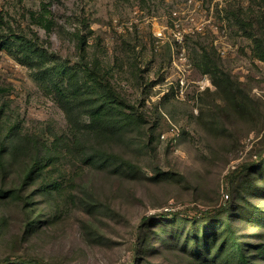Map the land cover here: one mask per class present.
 <instances>
[{
  "label": "rangeland",
  "instance_id": "1",
  "mask_svg": "<svg viewBox=\"0 0 264 264\" xmlns=\"http://www.w3.org/2000/svg\"><path fill=\"white\" fill-rule=\"evenodd\" d=\"M48 75L82 122L97 104L131 122L69 129ZM1 142L0 256L264 264V0H0ZM35 155L53 164L26 185Z\"/></svg>",
  "mask_w": 264,
  "mask_h": 264
},
{
  "label": "trees",
  "instance_id": "2",
  "mask_svg": "<svg viewBox=\"0 0 264 264\" xmlns=\"http://www.w3.org/2000/svg\"><path fill=\"white\" fill-rule=\"evenodd\" d=\"M43 26L48 28L47 24H43ZM28 43L26 44L28 49L32 48H36L37 44L34 40H31L28 38ZM84 42H85V38L83 34L77 33V48L79 49L80 52V57H79V65L81 66L83 72L85 74H88L89 77L92 76H97V73L94 71L93 67H91L88 62L84 59ZM59 74H63L64 71L66 70V68L61 67L60 69H57ZM57 75V74H56ZM93 78L94 80H96V78ZM49 78V83L53 86L54 89V94L56 97V101L58 103V105L60 106V108L63 110L66 121L68 123V128L71 130L74 129H81V127H85V126H91L94 127L95 129H97L98 131H108V130H113V129H117L118 127H120L122 124H127L129 122H131V118H130V114H126L125 116H112L109 115L110 113H108V111L105 109L103 104H97L93 107L90 108L89 112H88V118L87 121L88 122H82L81 120H79L74 112H73V100H74V96H72V91L74 88H71L68 84L64 85L63 83L59 82L58 80H56L54 78V76L48 75ZM123 102H125L122 99ZM102 105V106H101ZM108 109V108H107ZM80 122L84 123L81 124ZM58 138V137H57ZM63 138V137H59ZM64 139V138H63ZM57 140V139H56ZM5 142V141H4ZM73 142V140H72ZM9 156H13V154H15L19 148V139L16 141L12 140L9 142ZM67 146H69L68 144H66ZM74 145L77 147V149H79L80 153L84 154V149L81 147L80 142L76 141L74 143ZM0 146L4 147V143H0ZM74 146V147H75ZM12 148V149H11ZM56 149V145L54 146V148H48L47 151H54ZM2 150V149H1ZM0 150V151H1ZM49 153V152H48ZM46 154V156L48 157L49 154ZM45 156V158H46ZM1 157H0V161H1ZM48 159V158H47ZM53 160V157L51 159V161ZM2 164L3 163V159H2ZM7 162H5L6 164ZM49 164H53V162H49L48 160L45 162H43V159L37 155H35L32 160H30L29 166L26 167L23 170V180L24 183H26V185L30 184L33 181V177L36 175V173H38L39 171H41L42 167L47 166ZM253 167H257L259 165V162H254L253 164H251ZM248 168L247 164H242L239 165L237 168H234L232 170H230L229 172H227L224 175V181L226 183V185H231L233 183V181L237 178V176L244 171L245 169ZM59 176H57V178H54L51 180V182L48 183V187L55 189V190H60L62 182L60 180H58ZM22 191V190H21ZM5 195H10V196H16L18 197L19 193L18 190L15 189H10L8 191H4ZM21 193V192H20ZM32 194L30 193L28 196L26 195V199L27 202L22 204L24 208H27L30 203L32 202ZM228 206V202L225 201L222 205H220L219 207L213 208L211 210H203V209H196L197 214L201 215L202 217H210L213 215H217L219 213H221L224 209H226ZM172 213L170 210H166L161 212V215H168ZM146 219V217H144L141 221H144ZM31 221H34V219H31ZM207 246V245H206ZM263 250V249H262ZM237 252L240 255V258L243 259V261H245L244 259V253L241 247H237ZM0 264H52L49 261H47L46 259L42 258V257H38L35 255H31V254H6L3 256H0ZM133 264V263H131Z\"/></svg>",
  "mask_w": 264,
  "mask_h": 264
}]
</instances>
